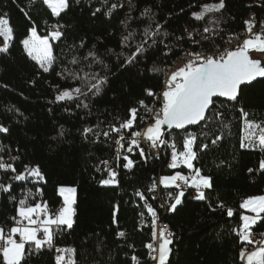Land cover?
I'll return each mask as SVG.
<instances>
[{"label": "trees", "instance_id": "1", "mask_svg": "<svg viewBox=\"0 0 264 264\" xmlns=\"http://www.w3.org/2000/svg\"><path fill=\"white\" fill-rule=\"evenodd\" d=\"M209 3L219 0H68V8L54 16L42 0H0V15L9 20L14 35L8 51L0 53V125L8 129L0 132V162L15 169L0 168V185H11L7 191L0 188V226L10 228L19 219L21 199L28 206L46 203L55 214L63 203L59 188L76 189L73 227L55 228L51 248L26 244L21 264H56V248L75 249L76 264L150 263L146 245L152 241L154 225L147 204H156L150 186L159 176L176 172L191 176L194 170L182 163L172 168L165 157L145 151L141 155L137 148L128 159L132 167H125L128 160L121 162L117 183L104 185L101 181L107 176L100 172V163L113 158L117 134L112 127L129 119L130 109L138 110L132 130L141 128L146 108L140 101L146 107L154 103L162 77L178 54L175 46L167 52L165 42L174 43L178 37L188 45V30L209 25L238 32L251 12L258 22L264 20V0H224L222 10L197 20L193 13ZM145 9L150 11L142 15ZM32 27L43 35L55 30L63 33L53 42L55 62L49 72L23 46ZM126 36H130L127 41ZM141 46L145 51L127 63ZM69 73L79 78L72 79ZM101 77H107V83L97 93L90 85ZM72 87H81L85 95L56 100L60 91ZM148 90L155 95H148ZM215 104L211 120L166 130L167 143L160 145L169 149L174 143L181 152L189 133L195 134L194 168L210 177L212 185L203 199L196 197L193 187L182 190L183 204L163 214L175 234L167 264H245L232 226L242 225L245 199L264 195L260 167L264 150L241 147L242 141L248 142L246 121L264 127V78L242 85L236 101L218 98ZM217 112L222 115H213ZM89 128L92 131L85 133ZM217 136L222 138L212 143ZM37 166L43 180L28 176L27 169ZM14 173L27 179L14 180ZM179 192L176 189L175 194ZM251 230L264 232V222L258 221ZM69 257L65 254L66 260ZM0 264H5L2 254Z\"/></svg>", "mask_w": 264, "mask_h": 264}, {"label": "snow or ice", "instance_id": "2", "mask_svg": "<svg viewBox=\"0 0 264 264\" xmlns=\"http://www.w3.org/2000/svg\"><path fill=\"white\" fill-rule=\"evenodd\" d=\"M42 2L51 10L54 16H59L63 11L68 8V0H42ZM117 5H112V8H116ZM122 7V5H121ZM225 7L224 0H219V3H211L203 5L200 12L193 13L197 20H202L207 14L213 12H219ZM99 11V9H97ZM149 9H145L142 15H147ZM27 15V13H25ZM111 10L109 11V15ZM248 25L247 31L252 33L253 23L251 21L245 22ZM57 29L60 26H56ZM147 29L145 30L147 34ZM205 32H211L212 29L205 28ZM30 37L23 41V45L28 55L39 64L40 68L44 72L52 70V66L55 62L53 55L52 44L50 40H59L63 33L59 30L52 31L50 35L40 36L37 33L36 27L30 29ZM155 35V33H152ZM191 36V34H189ZM0 36L4 37L5 41H11L14 39L13 29L7 18H0ZM130 36H126L123 39L127 41ZM180 39V38H178ZM208 39V37H205ZM231 39V38H230ZM155 43V41H153ZM8 51L7 45L0 47V53H6ZM145 49L141 46L137 48L136 53L129 57L127 63H132L136 55L142 54ZM255 51L264 54V32L255 33L244 39L241 44L234 49H225L224 51H217L215 55H206L197 52L187 53V56L192 57L187 62L171 72L165 83V90L161 93L162 107L158 112H154L152 109H147L143 101L140 104L144 106L148 113L153 114L154 123L150 124L143 132H132V139L130 141L129 151H132L131 146L139 148L141 155H143V148H140V140L138 138L144 137L151 143L152 147H158L161 144L167 142L163 139L167 129H185L187 125L198 124L201 121H209L212 119V115H209L211 110L216 107L215 99L225 97L231 101H236L239 93V89L242 84L252 82L257 77L264 78V64L260 59H253L250 52ZM89 56H95V53L89 52ZM77 61H73L76 63ZM155 70V69H154ZM67 71V70H65ZM63 73H61L62 75ZM87 77V74H85ZM72 79L79 78L77 73H69ZM95 79V77H93ZM107 83V77H101L96 82L91 83L90 89H95L98 93L101 87ZM148 95H155L151 90H148ZM85 95L81 87L72 89H64L56 96L57 101H72L78 99L80 96ZM79 107V104L77 105ZM84 107H87L85 104ZM137 109L132 108L129 110L130 118L122 122L117 128L112 127V131L119 133L121 129H132L137 118ZM241 112L245 117L247 113ZM213 115L219 117L221 113H214ZM167 126V129L165 128ZM254 126L246 121V128L251 129ZM0 131L7 132L8 129L0 125ZM92 129H85V133L91 132ZM105 136L109 133L105 132ZM254 133L249 132L245 139L248 143L241 142V147H255L256 142L253 141L252 136ZM221 136H217L216 140L212 143H216ZM124 137L121 136L120 140ZM195 134L189 133L188 137L184 140V150L177 153L172 152V162L170 167L176 168L178 163H182L187 166L188 169H193L194 174L191 176L182 175L180 172H176L172 176H164L161 178V183L165 187L175 185L177 189L181 188V184L177 181H183L184 184H190L197 189L211 188V178L201 175L199 169L194 168L193 160L196 159V152L193 150V144L195 142ZM258 143L262 150H264V128L260 130L258 135ZM119 147H123L120 141H117ZM174 148V143H173ZM202 147L206 148L207 145ZM106 163V162H105ZM133 162L128 160L125 165L127 168L132 167ZM261 169H264V161H261ZM0 168L15 169L12 165H6L0 163ZM251 171V170H250ZM28 176L35 177L43 180V175L40 172L39 167L27 169ZM116 173L110 172L109 178L102 180L104 185L117 183L115 180ZM15 180L24 181L27 177L24 174H18L14 177ZM11 185L5 188L0 185L5 191L9 190ZM155 187V184L152 186ZM152 189L150 188L149 191ZM59 194L64 198V207L58 210L55 214L49 212L47 204L37 203L33 206H28L26 201L21 199L19 201L18 216L19 220H16V226L11 227L8 230V234L5 235V230L0 227V241L4 242V246L0 248V254H2L5 264H21L25 258V245L31 243L36 249H39L45 245L49 248L53 247V226L57 229H61V226H66L71 229L73 227V216L75 215V209L73 204L75 203V188L60 187ZM137 195L143 197V193H137ZM184 192L180 191L175 198V203L171 204V209H175L176 205L181 203V197ZM204 198V192L201 191L198 197ZM241 207L249 210L255 215H242V225L237 230V235L242 244L241 251L239 253L240 259L245 264H264V239L253 240L252 239V226L257 224L258 221L264 222V195L253 196L245 199ZM148 212L153 216V223H155L156 213L150 205H147ZM228 216L233 215L231 209L227 212ZM43 217V218H41ZM27 221V223H25ZM38 233H42V238L38 237ZM167 233V235H165ZM17 234L19 239H17ZM118 235L124 236V232H119ZM264 236V233H261ZM160 236L162 242L159 243L158 249L153 248V244L146 245L150 250L156 251L157 255L151 258L157 261V264H167L169 253L171 249V233L167 229H161ZM153 238L156 239V232H153ZM248 245H254L255 247L249 251ZM56 252L60 255L56 256V264H76L74 259L75 249L72 248H56ZM64 254H70L69 259H65ZM135 259V258H134Z\"/></svg>", "mask_w": 264, "mask_h": 264}, {"label": "built area", "instance_id": "3", "mask_svg": "<svg viewBox=\"0 0 264 264\" xmlns=\"http://www.w3.org/2000/svg\"><path fill=\"white\" fill-rule=\"evenodd\" d=\"M249 21L248 18H246L245 22ZM253 23V22H252ZM248 25L245 23L244 27L235 33H229L226 32L223 27L221 28H210L212 29L211 32H205L203 28L202 30H198L196 32H186V39L188 42H190L188 45H184L181 40L182 38L178 39L177 37V42L176 43H167L165 42L164 45L167 48V52L174 51L173 46L177 48V52H184L185 53V62L183 64H179V67L183 66L188 59H191L192 57L187 56V53L190 52H197V53H202L206 55H215L217 54V51H224L225 49H234L236 46L241 44L244 39L248 38L250 35L255 34V33H262L264 32V24H262V27H252V33H249L247 31ZM191 34V36L189 35ZM205 37H208V39H205ZM231 38V39H230ZM177 67V68H179ZM165 71V70H164ZM161 93L160 91L157 92L155 96L154 103L152 105L148 106L147 109H152L154 112H158L159 109L162 107V98H161ZM142 126L138 130H132V129H121V131L117 134L116 138V143H115V153L112 159H106L103 162L100 163V172H104L107 176V179L109 178L110 172H115L116 176L119 171V166L121 162L125 163V160H128L129 157L136 152L137 147L136 146H131L132 151H129V146H130V141L132 139V132L139 131L143 132L150 124L154 123V116L153 114H150L146 110V116L142 119ZM258 135H254L253 141L256 142L255 147H248L251 150L255 149H261L258 143ZM123 136L124 139L120 140V137ZM140 140V148H143V150L157 158L160 157H165L169 166L172 162V152L176 151L179 153V149L174 146L166 149L161 147L160 145L158 147H152L151 143L146 140L144 137L138 138ZM117 141H120V144H123V147H119L117 144ZM248 143V142H247ZM262 150V149H261ZM167 154V155H166ZM106 162V163H105ZM18 175L17 173H14L11 177L14 179V177ZM186 175V174H182ZM115 176V177H116ZM189 176V175H187ZM161 178L162 176H159L156 180H154L150 186L151 194L154 199H156V204L152 205L150 202H148V205L154 209L156 216H155V223L154 225V231L156 232V239L152 238V241L150 242L153 244V248L158 249V245L160 242H162V237L160 236V231L161 229H167L168 232L171 233V236L169 237L171 240L174 237V231L170 228V226L164 221L163 219V214L166 212H170L173 209H171L170 205L175 203V198L178 194H175L176 187L175 185H169L167 187L164 186V184L161 183ZM15 180V179H14ZM177 183L181 184V188L177 189V191H182V190H188L192 186L190 184H184L183 181H177ZM153 184H155V187L153 188ZM182 201V199H181ZM183 203L181 202L180 205ZM63 207V203L57 208L56 212H58L59 209ZM55 212V213H56ZM151 214V213H150ZM152 219L153 216L151 215ZM43 218V217H41ZM20 219V218H19ZM17 219V220H19ZM27 223V221H25ZM16 226L15 224L12 226ZM5 230V235L8 234V230L11 228L3 227L0 226ZM239 229L237 224H233L232 230L235 234H237V230ZM153 231V232H154ZM252 239L253 240H262L264 239V236L261 235V233L264 232H255L252 231ZM167 235V233H165ZM38 237L42 238V233H38ZM17 239H19V235L17 234ZM4 246V242L0 241V248ZM255 246L254 245H248V250L251 251ZM60 255V253L56 252V256ZM65 255V254H64ZM157 255L156 251H152L148 248V260L149 262H154L151 257Z\"/></svg>", "mask_w": 264, "mask_h": 264}, {"label": "rangeland", "instance_id": "4", "mask_svg": "<svg viewBox=\"0 0 264 264\" xmlns=\"http://www.w3.org/2000/svg\"><path fill=\"white\" fill-rule=\"evenodd\" d=\"M209 4H211V3H209ZM203 5H205V4H203ZM203 5H201L200 6V8L197 10V11H195L194 13H196V12H200L201 10H202V8H203ZM213 13H215V12H213ZM213 13H209V14H207V16L209 15H211V14H213ZM194 16V15H193ZM0 18H5L3 15H0ZM211 20H212V24L214 23V19H213V17H211ZM207 28H221L220 26H215V25H209V26H206ZM205 27V28H206ZM37 29V28H36ZM190 30H194V29H190ZM195 31V30H194ZM197 31V30H196ZM52 31H50L47 35H50V33H51ZM37 33H38V35H40V36H45V35H43V34H41L38 30H37ZM30 35H31V33H29V35L25 38V39H27V38H29L30 37ZM2 38H3V40H4V37L3 36H1ZM24 39V40H25ZM23 40V41H24ZM175 40H176V42H177V37H174V39H173V42L175 43ZM55 40H50V43L52 44V49H53V42H54ZM10 42L11 41H5L4 40V44L3 45H0V47H4L5 45H7V47H8V45L10 44ZM172 43V42H171ZM24 46V45H23ZM26 51V50H25ZM27 52V51H26ZM182 52H178V54H177V56L171 61V63L168 65V67H167V70L165 71V73L168 71V68L170 67V65L172 64V62L181 54ZM254 54L253 55H255V56H257V57H261L263 60H264V54H261V53H258V52H253ZM28 54V53H27ZM254 57V56H253ZM256 58V57H255ZM164 73V74H165ZM164 76V75H163ZM162 79H163V77H162ZM162 84H163V82H162ZM72 88H76V87H72ZM72 88H68V89H72ZM58 95V94H57ZM3 126V125H2ZM255 126V125H254ZM4 127V126H3ZM5 128V127H4ZM262 128H264L263 126H259V127H253V128H251V129H249L248 131H247V135H248V133L249 132H252V133H254V135H256V134H259L260 133V130L262 129ZM1 132V131H0ZM3 132V131H2ZM246 135V136H247ZM253 135V136H254ZM253 136H252V138H253ZM0 163H4V164H6L5 162H0ZM6 165H8V164H6ZM186 166V165H185ZM2 169H9V168H2ZM192 174H194V173H192ZM66 188H68V187H70V186H65ZM71 188H73V187H71ZM201 191H203L204 192V190H203V188H201V189H197L196 188V190H195V193H196V197L198 198L199 197V195H200V192ZM74 196H75V194H74ZM64 199V198H63ZM74 205V204H73ZM242 215H255L254 213H251L249 210H247V209H243L242 208ZM263 215V213L261 214V216ZM169 247H170V245H169ZM149 264H157V261H154V262H150Z\"/></svg>", "mask_w": 264, "mask_h": 264}, {"label": "bare ground", "instance_id": "5", "mask_svg": "<svg viewBox=\"0 0 264 264\" xmlns=\"http://www.w3.org/2000/svg\"><path fill=\"white\" fill-rule=\"evenodd\" d=\"M248 20L253 22L254 27H262V24H264V20L261 22H258L257 18L255 17V14H253L252 12L249 13V15L247 16ZM187 32H196L194 30H188ZM176 43V40H175ZM168 55V54H167ZM185 62V53L182 52L170 65V67L168 68V71L164 74L162 82V88L159 90L160 92H163L165 90V83L166 80L168 78V76L171 74V72L175 71L177 69V67H179V64H183ZM145 111V110H144ZM137 129V128H136ZM110 133V131H109ZM177 147V146H176ZM148 205V204H147Z\"/></svg>", "mask_w": 264, "mask_h": 264}, {"label": "water", "instance_id": "6", "mask_svg": "<svg viewBox=\"0 0 264 264\" xmlns=\"http://www.w3.org/2000/svg\"><path fill=\"white\" fill-rule=\"evenodd\" d=\"M253 52H250V55H251V57L253 58V54H252ZM253 59H260V58H253ZM261 60V62H262V64H264V62L262 61V59H260ZM258 78V77H257ZM247 83V82H246ZM245 84V83H244ZM244 84H242V85H244ZM241 85V86H242ZM220 98H224V99H227V98H225V97H220ZM193 125H196V124H193ZM189 126H192V125H187L186 126V128L187 127H189ZM165 128L167 129V126H165ZM167 130H182V129H176L175 127H173L172 129H167Z\"/></svg>", "mask_w": 264, "mask_h": 264}, {"label": "crops", "instance_id": "7", "mask_svg": "<svg viewBox=\"0 0 264 264\" xmlns=\"http://www.w3.org/2000/svg\"><path fill=\"white\" fill-rule=\"evenodd\" d=\"M253 125V124H252ZM249 129L246 128V134H247V131ZM194 189H196V187L192 186ZM207 188H203V190L205 191ZM196 194V193H195ZM62 199H63V196H62ZM63 207H64V199H63ZM56 228V226H53V232H54V229Z\"/></svg>", "mask_w": 264, "mask_h": 264}]
</instances>
